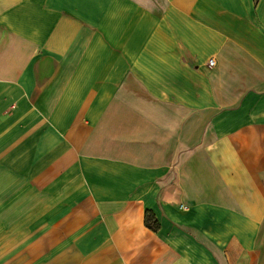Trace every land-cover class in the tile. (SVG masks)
<instances>
[{
  "label": "crops",
  "instance_id": "obj_1",
  "mask_svg": "<svg viewBox=\"0 0 264 264\" xmlns=\"http://www.w3.org/2000/svg\"><path fill=\"white\" fill-rule=\"evenodd\" d=\"M0 264H264V0H0Z\"/></svg>",
  "mask_w": 264,
  "mask_h": 264
},
{
  "label": "trees",
  "instance_id": "obj_2",
  "mask_svg": "<svg viewBox=\"0 0 264 264\" xmlns=\"http://www.w3.org/2000/svg\"><path fill=\"white\" fill-rule=\"evenodd\" d=\"M147 224H148V226H150L151 228H154V229H158V227H159V224L157 221L152 223L149 219H147Z\"/></svg>",
  "mask_w": 264,
  "mask_h": 264
},
{
  "label": "built area",
  "instance_id": "obj_3",
  "mask_svg": "<svg viewBox=\"0 0 264 264\" xmlns=\"http://www.w3.org/2000/svg\"><path fill=\"white\" fill-rule=\"evenodd\" d=\"M210 64H214V60L213 59H210Z\"/></svg>",
  "mask_w": 264,
  "mask_h": 264
}]
</instances>
